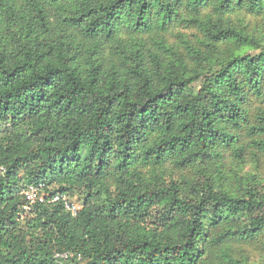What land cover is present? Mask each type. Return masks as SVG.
<instances>
[{"label": "trees", "instance_id": "1", "mask_svg": "<svg viewBox=\"0 0 264 264\" xmlns=\"http://www.w3.org/2000/svg\"><path fill=\"white\" fill-rule=\"evenodd\" d=\"M0 264H264V0H0Z\"/></svg>", "mask_w": 264, "mask_h": 264}, {"label": "built area", "instance_id": "2", "mask_svg": "<svg viewBox=\"0 0 264 264\" xmlns=\"http://www.w3.org/2000/svg\"><path fill=\"white\" fill-rule=\"evenodd\" d=\"M25 196L29 204L43 201V197L40 198V196L38 195V190L33 187L29 188L27 192H25ZM57 202H62L64 205V209L67 212H70L71 214H75L79 210V207L69 202L65 196L52 197L50 203H57ZM25 210L28 211L29 208H25Z\"/></svg>", "mask_w": 264, "mask_h": 264}, {"label": "rangeland", "instance_id": "3", "mask_svg": "<svg viewBox=\"0 0 264 264\" xmlns=\"http://www.w3.org/2000/svg\"><path fill=\"white\" fill-rule=\"evenodd\" d=\"M38 195L40 196V198H42L44 196V193L38 191ZM69 202H71L74 205L80 207V202L78 201V199L76 197H74L73 199H71Z\"/></svg>", "mask_w": 264, "mask_h": 264}]
</instances>
